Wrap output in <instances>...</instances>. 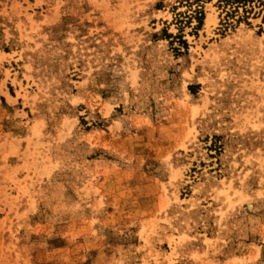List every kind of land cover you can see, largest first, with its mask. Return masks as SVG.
I'll return each instance as SVG.
<instances>
[{
  "label": "rangeland",
  "instance_id": "obj_1",
  "mask_svg": "<svg viewBox=\"0 0 264 264\" xmlns=\"http://www.w3.org/2000/svg\"><path fill=\"white\" fill-rule=\"evenodd\" d=\"M0 264H264V0H0Z\"/></svg>",
  "mask_w": 264,
  "mask_h": 264
},
{
  "label": "trees",
  "instance_id": "obj_2",
  "mask_svg": "<svg viewBox=\"0 0 264 264\" xmlns=\"http://www.w3.org/2000/svg\"><path fill=\"white\" fill-rule=\"evenodd\" d=\"M246 1V0H245Z\"/></svg>",
  "mask_w": 264,
  "mask_h": 264
}]
</instances>
